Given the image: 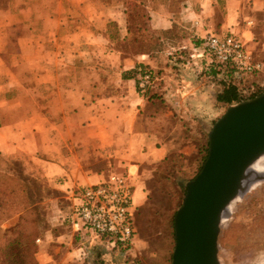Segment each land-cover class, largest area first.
<instances>
[{"label":"crops","instance_id":"0c3cea01","mask_svg":"<svg viewBox=\"0 0 264 264\" xmlns=\"http://www.w3.org/2000/svg\"><path fill=\"white\" fill-rule=\"evenodd\" d=\"M249 1L264 13V0ZM129 2L146 11L152 47L134 44L144 37L133 34ZM244 2L0 0V156L28 158L32 165L28 199L47 221L35 242L38 264L103 263L98 254L79 259L85 244L72 227L74 193L104 182L119 163L128 168L123 176L133 184V206L146 200L141 173L132 179L130 170L167 158V114L182 133L183 121L195 118L203 127L198 135L207 131V137L220 116L207 77L213 67L206 56L197 57L198 46L212 34L205 25L222 6L220 34H234L251 48L249 25L239 22ZM180 15L188 23H180ZM144 68L159 77L150 100L136 92L135 74ZM251 83L257 91L264 76ZM191 92L203 101L198 106L205 116L193 111Z\"/></svg>","mask_w":264,"mask_h":264},{"label":"rangeland","instance_id":"374dc122","mask_svg":"<svg viewBox=\"0 0 264 264\" xmlns=\"http://www.w3.org/2000/svg\"><path fill=\"white\" fill-rule=\"evenodd\" d=\"M136 1L141 0H134V2ZM176 1L178 3L182 0ZM250 2L245 0L246 8L241 11L239 22L241 25H246L245 23L249 25L248 28H250L254 40L251 48L242 43L252 54L254 60L263 65V69L259 74L244 76L237 82L244 97H249L256 91L255 87H252L255 86V83H251V80L264 76V13L254 12ZM144 12H141V15ZM223 16V7L219 6L213 19L207 20L205 31L221 35L218 29ZM145 18L144 15L141 22L144 27L147 26ZM179 18L180 23L189 21L188 17L184 15H180ZM178 29H180L179 26H177ZM231 35L237 38L236 35ZM214 93L212 95H215ZM190 96V103L195 114L199 112L205 114V111L200 110L201 106H198L203 101L197 100L194 97V92H191ZM213 97V110L217 114L215 116L221 117L229 106H216ZM164 102L166 103V101ZM167 117H169L166 121L167 127H165L166 130H164L162 138L165 145L170 148L167 158L161 162L143 163L139 169L133 167L130 170L132 179H137L138 174L141 173L140 183L142 188L144 187L143 192L147 194L146 200L142 199L141 202L135 203V207L133 205L131 207L135 229L131 250L126 256H120L107 250L106 245L95 239L94 236L78 234V240L85 244L81 247L80 260H84V262L95 260L98 254L102 264H171L174 230L171 228L170 221L183 201L185 193L183 194L182 190L185 191V184L197 176L203 156V152L200 151L208 148V142L205 137L207 131L204 133V137L198 135L201 124L195 118L187 120V122L183 121L184 132L182 133L181 129L177 131V121L172 119L169 114ZM9 159L20 163L31 177L32 172L29 167L32 165L28 158ZM127 171L128 168L124 169L121 164L115 163L113 170H110L107 176L111 174L123 176ZM259 174L264 175V171ZM132 182L134 183L133 180ZM250 190L251 192L245 198L241 197L240 203L234 209V213L232 212L229 221L222 226L219 238L221 264H261L264 261V183L257 182ZM42 210L38 209L39 215L43 214ZM45 222L47 221L43 218L41 222L43 228L47 226ZM16 224L17 218L15 217L5 222L2 229H10Z\"/></svg>","mask_w":264,"mask_h":264},{"label":"water","instance_id":"95a60500","mask_svg":"<svg viewBox=\"0 0 264 264\" xmlns=\"http://www.w3.org/2000/svg\"><path fill=\"white\" fill-rule=\"evenodd\" d=\"M207 142V158L185 184L173 220L171 264H221L219 238L231 217L230 204L245 198L252 185L264 183V176L250 177L252 166L264 156V94L229 106L213 124Z\"/></svg>","mask_w":264,"mask_h":264},{"label":"built area","instance_id":"2783aa9c","mask_svg":"<svg viewBox=\"0 0 264 264\" xmlns=\"http://www.w3.org/2000/svg\"><path fill=\"white\" fill-rule=\"evenodd\" d=\"M202 47L203 52L197 57L204 55L211 63L233 70V79L237 82L263 69L245 45L231 34H207ZM158 80L153 70L139 69L135 74L137 95L147 99ZM130 182L129 176L113 174L98 185L77 190L73 197L75 232L94 236L107 250L120 256H126L131 250L135 236L131 213L134 188Z\"/></svg>","mask_w":264,"mask_h":264},{"label":"trees","instance_id":"16d2710c","mask_svg":"<svg viewBox=\"0 0 264 264\" xmlns=\"http://www.w3.org/2000/svg\"><path fill=\"white\" fill-rule=\"evenodd\" d=\"M129 4L131 5H129L127 13L129 19H133L135 27L133 34L144 37L141 42L138 37H135L134 44L142 43L145 47H152V37L147 33V26L144 27V24H141L144 15L147 24L146 11L135 3L129 2ZM141 12L144 14L141 15ZM199 47L203 49L202 41ZM210 66L213 67L214 74L207 77L213 84L216 106H231L264 94L263 86L249 97H244L237 81L233 79V70L214 63H211ZM144 69L149 70V68ZM150 98L147 99L150 100ZM157 99H161V97L158 96ZM200 128L203 130L202 124ZM200 152H203V156L197 175L207 158V148L201 149ZM4 158L0 156V264H38L35 259L37 252L35 242L42 232L41 222L43 220L38 214V208L32 206L28 199V191L33 187V182L20 163ZM182 192L185 193L184 190ZM175 214L170 221L171 228H173ZM15 217L17 224L10 229L3 230L2 225Z\"/></svg>","mask_w":264,"mask_h":264},{"label":"bare ground","instance_id":"6f19581e","mask_svg":"<svg viewBox=\"0 0 264 264\" xmlns=\"http://www.w3.org/2000/svg\"><path fill=\"white\" fill-rule=\"evenodd\" d=\"M264 171V156L261 157L251 168L250 177L254 180L255 178L263 177L264 175H261L259 173H262ZM262 179V178H261ZM253 186V185H252ZM251 186V187H252ZM251 189V188H250ZM242 196L237 197L229 206V213L232 214L234 209L237 205L240 203V199Z\"/></svg>","mask_w":264,"mask_h":264},{"label":"flooded vegetation","instance_id":"af4514ba","mask_svg":"<svg viewBox=\"0 0 264 264\" xmlns=\"http://www.w3.org/2000/svg\"><path fill=\"white\" fill-rule=\"evenodd\" d=\"M234 213V212H233Z\"/></svg>","mask_w":264,"mask_h":264}]
</instances>
